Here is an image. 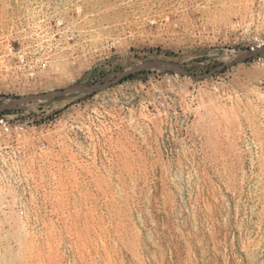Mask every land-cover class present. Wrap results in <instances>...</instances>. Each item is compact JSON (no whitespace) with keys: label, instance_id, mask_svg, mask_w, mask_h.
<instances>
[{"label":"rangeland","instance_id":"obj_1","mask_svg":"<svg viewBox=\"0 0 264 264\" xmlns=\"http://www.w3.org/2000/svg\"><path fill=\"white\" fill-rule=\"evenodd\" d=\"M0 264H264V0H0Z\"/></svg>","mask_w":264,"mask_h":264}]
</instances>
